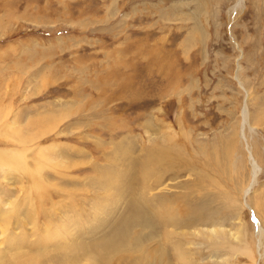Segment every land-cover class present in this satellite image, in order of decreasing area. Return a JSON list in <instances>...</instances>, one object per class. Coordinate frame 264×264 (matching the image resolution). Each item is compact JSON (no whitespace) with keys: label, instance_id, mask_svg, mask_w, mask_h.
<instances>
[{"label":"rangeland","instance_id":"1","mask_svg":"<svg viewBox=\"0 0 264 264\" xmlns=\"http://www.w3.org/2000/svg\"><path fill=\"white\" fill-rule=\"evenodd\" d=\"M238 2L0 0V264H101L87 246L155 133L175 160L162 195L206 198L218 229L181 238L185 264H264V0Z\"/></svg>","mask_w":264,"mask_h":264},{"label":"bare ground","instance_id":"2","mask_svg":"<svg viewBox=\"0 0 264 264\" xmlns=\"http://www.w3.org/2000/svg\"><path fill=\"white\" fill-rule=\"evenodd\" d=\"M242 1L243 0H239V2L232 7L230 11L232 15L233 13L238 12L242 7ZM197 27L201 33L199 26ZM244 115L245 118L241 128V138L245 143V148L247 147L248 158L253 170L250 183L244 190V196L246 197L253 193V187L257 183V176L260 172V165L253 155L252 147L250 146L243 129L245 128V125H247L246 109ZM159 129L162 130V128ZM250 131H253L252 128H250ZM157 134L155 133V137L153 138H158L160 143L156 141L157 143L153 144L156 146L152 148V154L145 152L147 153V157H145L146 159L141 158L143 169L139 171L140 179H137V188L135 187L137 178L135 177V172L132 173V176L128 177V182L126 184L122 187H117V197L114 199V205L117 207V204L124 199L126 202L123 204L129 203L128 207L123 208L122 214L116 218L114 227H112L109 233L98 240L95 245L87 246L88 250L92 253L91 255H93V258L99 260L101 264H110L114 262L115 264H172L174 259L180 264H185L187 261L186 257H189V255L180 247L182 244L181 238L190 235L192 231L199 236H215L218 233L216 224L208 228L205 227L208 226L207 220L209 215V212H207L206 198L201 199L199 197L194 206V204L191 205V202L188 204V195L186 198L182 196L178 199L182 200L181 204H178L177 201V204H174L171 200L162 195V191H168L170 190L169 188H171L169 187V182L166 184L167 180L165 179L168 177H165L169 176L168 174L172 172L175 160L172 155V148L168 149L164 148V146L162 149L160 147V145L162 146L165 144V138L163 139L160 134ZM169 139L173 140L172 137H169ZM159 166H161L162 169L164 168V172H162L160 168L158 171L157 167ZM149 169H154L152 173L154 179L150 184H147L146 175L152 172V170ZM109 182H117L116 177L108 178V183ZM196 198L197 197H195V200ZM148 199L151 203L147 201ZM165 199L168 200V202H166ZM157 200H159V202H157ZM167 203L170 204L167 205ZM144 204H146V210L141 207V205ZM150 204L153 207H151ZM177 207L181 209L180 212L174 211ZM248 207L250 206L248 205ZM164 210H167L169 213L167 217L164 216ZM256 224L259 230L262 231V227L257 222ZM190 229L191 231L189 232ZM73 231L74 229L71 232ZM176 236L177 238L175 240L177 242L174 240L176 244H174V241H172L174 242L173 244H168L163 241V238H165L170 242V239ZM15 237L16 234L13 238ZM165 245H168L169 250L165 248ZM95 250L106 257L107 261L98 259ZM173 250L176 254L173 253ZM193 261L194 260H192V263Z\"/></svg>","mask_w":264,"mask_h":264}]
</instances>
